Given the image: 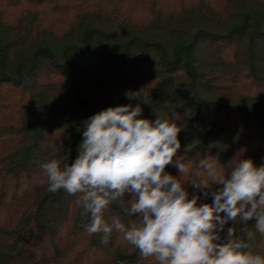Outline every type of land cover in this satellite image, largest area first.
<instances>
[{"label": "trees", "instance_id": "obj_1", "mask_svg": "<svg viewBox=\"0 0 264 264\" xmlns=\"http://www.w3.org/2000/svg\"><path fill=\"white\" fill-rule=\"evenodd\" d=\"M129 103L183 127L178 156L195 141L189 198L212 202L192 183L207 180L205 155L225 175L264 164V0H0V264H154L115 230L107 244L88 235L77 197L48 192L41 167L74 161L84 122ZM130 199L105 218L138 224ZM240 227L264 255L255 222L251 239Z\"/></svg>", "mask_w": 264, "mask_h": 264}, {"label": "clouds", "instance_id": "obj_2", "mask_svg": "<svg viewBox=\"0 0 264 264\" xmlns=\"http://www.w3.org/2000/svg\"><path fill=\"white\" fill-rule=\"evenodd\" d=\"M141 94L149 93L143 87L124 95L140 101ZM142 111L140 103H129L90 116L74 161L42 164L47 191L77 197L88 235L102 234L101 243L107 244L115 230L154 264H264V255L246 251L247 243L237 235L240 225V233L251 239V221L264 234V164L240 159L225 175L216 157L205 155L198 167L207 180L192 183L212 202L201 203L200 195L189 198L182 177L190 173L187 154L195 141L178 156L183 127L159 115L154 121L141 118ZM169 165L178 177L165 171ZM126 193L131 195L126 214L137 216L138 224L126 226L118 217L109 222L106 210ZM229 221L233 226L221 237Z\"/></svg>", "mask_w": 264, "mask_h": 264}, {"label": "rangeland", "instance_id": "obj_3", "mask_svg": "<svg viewBox=\"0 0 264 264\" xmlns=\"http://www.w3.org/2000/svg\"><path fill=\"white\" fill-rule=\"evenodd\" d=\"M174 2V1H173Z\"/></svg>", "mask_w": 264, "mask_h": 264}]
</instances>
